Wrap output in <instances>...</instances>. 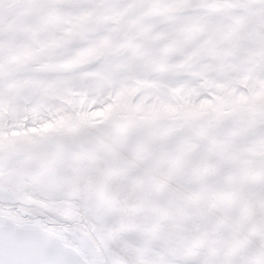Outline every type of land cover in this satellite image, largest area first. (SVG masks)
Masks as SVG:
<instances>
[{
	"label": "snow or ice",
	"instance_id": "obj_1",
	"mask_svg": "<svg viewBox=\"0 0 264 264\" xmlns=\"http://www.w3.org/2000/svg\"><path fill=\"white\" fill-rule=\"evenodd\" d=\"M0 264H264V0H0Z\"/></svg>",
	"mask_w": 264,
	"mask_h": 264
}]
</instances>
